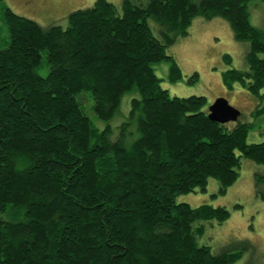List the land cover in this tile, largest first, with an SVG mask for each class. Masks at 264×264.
Instances as JSON below:
<instances>
[{
    "label": "trees",
    "instance_id": "trees-1",
    "mask_svg": "<svg viewBox=\"0 0 264 264\" xmlns=\"http://www.w3.org/2000/svg\"><path fill=\"white\" fill-rule=\"evenodd\" d=\"M250 2L123 0L120 14L97 0L70 13L67 28L3 9L10 41L0 49V264H237L254 247L239 241L214 253L198 238L229 211L177 203L206 193L209 179L226 194L243 158L264 165V141L248 143L254 123L211 121L207 98L172 97L154 70L170 62V82L183 80L167 49L196 18H221L236 42L249 44V70H228L223 84L249 91L253 118L264 117V29L251 23ZM43 52L47 77L37 72ZM126 94L135 96L119 135L95 127L80 101L86 95L110 121ZM256 194L264 201L262 175Z\"/></svg>",
    "mask_w": 264,
    "mask_h": 264
},
{
    "label": "rangeland",
    "instance_id": "rangeland-1",
    "mask_svg": "<svg viewBox=\"0 0 264 264\" xmlns=\"http://www.w3.org/2000/svg\"><path fill=\"white\" fill-rule=\"evenodd\" d=\"M97 0H4L0 13V49L7 47L10 41L9 30L4 21L3 9L11 8L16 14L36 21L43 27L60 25L67 28V17L70 13L94 6ZM113 3L120 14H123V0H107ZM250 21L253 25L264 29V0H251L249 5ZM150 24L156 36L152 20ZM248 43H238L230 25L221 18L206 20L196 18L189 29V36L180 38L177 43L167 49L168 55L175 58L183 80L171 83L169 80L171 63L164 61L154 65L155 74L162 80V88L168 90L172 97L203 96L207 98L208 108L219 98L226 99L231 106L241 111L240 122L254 123L248 135L249 144H259L264 141V117L255 119L252 116L257 102L254 96L239 85L229 91L223 84L222 77L230 69L246 70L245 55ZM232 57L229 66L224 56ZM37 72L42 77L50 73V65L46 52ZM199 74V78L194 77ZM264 92V91H262ZM134 94H126L122 100L120 113L110 121L100 120L86 95L80 99L89 113L92 124L103 131L110 127L118 135L121 127L128 122L131 110V100ZM138 96V95H136ZM238 121V122H239ZM238 122H230L232 128ZM135 125L129 127L128 132H135ZM115 133V135H116ZM115 137V136H114ZM112 137V140L115 138ZM238 181L231 186L226 194H220L217 180L209 179L207 192L197 190L194 193L182 195L177 203H188L193 208L201 205L225 207L230 218L224 223L217 221L205 223V232L198 238L201 245H208L214 253H219L224 247L234 242L247 241L254 247L244 253L237 264H264V201L256 194V175L264 176V165L242 159Z\"/></svg>",
    "mask_w": 264,
    "mask_h": 264
},
{
    "label": "water",
    "instance_id": "water-1",
    "mask_svg": "<svg viewBox=\"0 0 264 264\" xmlns=\"http://www.w3.org/2000/svg\"><path fill=\"white\" fill-rule=\"evenodd\" d=\"M208 110L210 120L219 124L237 122L241 116V111L231 106L224 98L217 99Z\"/></svg>",
    "mask_w": 264,
    "mask_h": 264
}]
</instances>
